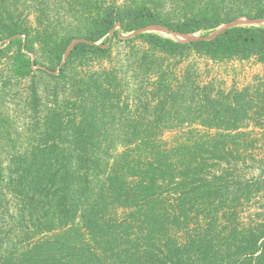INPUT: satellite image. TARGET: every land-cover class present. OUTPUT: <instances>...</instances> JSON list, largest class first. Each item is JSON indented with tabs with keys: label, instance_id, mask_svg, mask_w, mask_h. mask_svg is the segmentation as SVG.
Listing matches in <instances>:
<instances>
[{
	"label": "trees",
	"instance_id": "1",
	"mask_svg": "<svg viewBox=\"0 0 264 264\" xmlns=\"http://www.w3.org/2000/svg\"><path fill=\"white\" fill-rule=\"evenodd\" d=\"M171 2L181 13L177 20L164 17L157 10L156 0H134L132 5L112 1L103 7L93 0H68L67 11L75 26L60 32L44 20L42 7L35 11L38 27L34 29L21 17L18 0H0V45L6 44L0 47V56L16 47L12 56L14 74L29 78L35 85V62L25 50L41 49L48 65L39 70L70 86L78 100L60 105L58 90L55 91V105L47 110L43 130L38 135L33 133L31 144L22 153H13L0 142V183L5 180L20 203L10 227L14 228L13 237H8L5 247L0 244V264H264V203L260 206L261 218L244 229L234 226L230 230H209L181 248L168 236L171 223L180 228V218L188 217L185 206L189 197L183 188L190 185V193L196 194L198 187L193 184L204 167L205 156L221 160L252 148L254 138L247 137L256 129L264 130V85L257 83L225 92L206 83L196 87L198 99L189 98L192 104L186 110L191 116L183 117L176 105L183 107L188 99L181 87L193 77L189 71L183 77L175 75L171 65L165 66L163 57L158 56L181 62L194 52L212 61L235 58L264 63V26L238 25L214 39L190 42L155 32L126 38H140L149 45L151 55L144 54L140 62L155 66L153 74L157 79L153 81L151 97H147L149 103L142 105L148 114L139 112L133 120L127 118L122 123L126 129L120 140L124 149L117 156L111 151L115 145L113 136L103 131L114 124L116 112L123 113L129 106L128 101L121 102L117 75L108 70L81 80L67 75L73 62L108 57L111 45L107 44L118 36V25L124 33L161 24L172 32L203 31L208 35L240 16L264 17V0ZM77 38L83 40L72 47L64 61L68 46ZM31 98L32 108L37 111L40 97L35 86ZM70 103L76 108L67 113ZM167 105L169 112L164 113ZM173 109L175 115L171 113ZM1 116L0 113V138L9 133L10 126L9 117ZM172 116L179 125L196 123L216 130L203 142L176 147L174 156L180 172L172 163V151L159 142V127L175 126ZM259 168L264 173V167ZM262 178L261 174L247 182L243 192L246 200L255 196L264 199ZM173 182L181 191L179 213L170 218L161 199V188ZM212 187L194 198L210 200L219 191ZM119 209L129 210L128 217L118 218ZM77 220L88 233V241L73 229ZM61 229L63 232H57ZM53 232L49 237L35 239L38 234Z\"/></svg>",
	"mask_w": 264,
	"mask_h": 264
},
{
	"label": "rangeland",
	"instance_id": "2",
	"mask_svg": "<svg viewBox=\"0 0 264 264\" xmlns=\"http://www.w3.org/2000/svg\"><path fill=\"white\" fill-rule=\"evenodd\" d=\"M93 1L98 6L103 7L112 1H115L118 5H132L134 0ZM136 1L149 3V0ZM156 1H158L157 10L161 11L164 17L167 16L171 20H177L181 16L180 11L172 4L171 0ZM18 4L21 17L34 29L38 27L35 11L39 7L45 9L44 20L51 23L60 32L75 26V22L71 21V16L67 11L68 0H18ZM117 29L118 36L112 37L110 43L107 44L111 45L108 57L91 59L84 63L73 62L70 64L67 74L68 77L73 76L79 80L102 70H108L117 75L118 93L121 94V102L128 101L129 106L128 109H124L123 113L120 110L116 112L113 125H107V129L103 128V131L108 130L115 140V145L111 149L113 156H117L124 149L120 140L126 129L122 128V123L127 122V118L133 120L137 113L140 114L139 112L148 114V111L144 110L142 105L149 103L147 97H151L149 93L153 91V81L157 79L153 74L155 66L140 62V57L144 54L151 55L149 45L140 38L125 40L131 37L128 36L131 32L124 33L119 25ZM145 32H155L180 40L179 36L166 33V31ZM203 33L201 31L196 34L203 35ZM5 46L6 44L3 42L0 45V47ZM36 47L39 48V45L36 44ZM15 49L16 47L12 46L5 54L0 56V113L1 117L8 116L10 119L9 133L2 136L0 142L13 153H22L31 144L33 133L36 131V135H38L39 131L43 130L47 110L55 105V91L58 90V104L60 105H65L67 101L78 100L70 86H64L63 82L60 83L56 78L39 70V68L48 65L46 54L41 49L36 52L25 50L26 56L35 62L33 66L35 85L29 78H20L14 74L12 56ZM158 56L163 57L165 66L171 65L170 71L176 73L175 75L183 77L186 71H189L193 77L189 80L186 79L181 87V92L187 93L186 98L188 99L185 100L183 107L176 105V109H180L178 114L183 117L189 118L191 116L186 110V107L192 104L189 98L194 96L198 99L199 89L196 87H202L206 83H212L216 90L225 92L242 89L257 83L264 85V63H259L254 59L239 60L234 58L224 61H212L193 52L181 62H177L176 59H170L159 53ZM146 60L149 61V57ZM147 67L150 68L149 71L146 70ZM152 67L153 70H151ZM172 76L177 77L174 74ZM34 86L40 97L37 111L33 110L31 104ZM138 95H141L140 101L137 99ZM69 105L66 110L67 113L74 112L76 106L74 107L71 103ZM169 105L163 110L164 113L169 112ZM174 112L176 113L175 109L171 113L175 115ZM167 118H169V115L165 119ZM149 119L151 118L149 117ZM172 119L175 126L167 127L163 124L159 127L161 131H158L161 133L159 134V142L161 147L172 151V163H176L175 170L180 172L181 166L175 162L174 156L176 155V147H179L178 145L182 143L203 142L213 135L216 130L201 127L196 123L179 125L174 116H172ZM128 131L131 130L128 129ZM251 138H254L252 148L235 152L234 155H228L224 159L210 158L207 154L204 167L200 170L197 180L193 184L194 187H198L196 194L190 193V185L183 188L189 197L185 206L188 217L180 218L183 221L180 228L173 226L171 223L168 231L169 238L174 239L176 245L180 248L185 247L191 238L198 239L209 230H213L212 232L222 231V229L230 230L234 226L238 229H244L261 218L262 209L260 206L264 203V199L261 196L260 199L259 196H255L251 201H248L243 197L245 195L243 192L247 182L254 180L261 174L263 175L262 182H264V173L259 168L260 166L264 167V130H254L253 135L247 137L249 140ZM111 161L112 159H110ZM176 183H164L161 188V199L170 218L179 213L178 193L181 188ZM208 187H215L214 190L219 189V191L217 194L212 195L208 201H204L203 196L197 199L194 198L195 195H202V192ZM0 191H2V196L0 195V244L5 247L6 243L9 242L8 237H13L14 228L11 230L10 227L18 216L20 203L8 190L5 180L0 183ZM235 196L239 197V200L234 201ZM128 214L129 210H118V218L120 219L128 217ZM73 229L83 234L81 235L83 241L89 240V235L80 226L79 220L75 222ZM57 232H63V230H57ZM52 234L54 232L38 234L35 239L46 238Z\"/></svg>",
	"mask_w": 264,
	"mask_h": 264
},
{
	"label": "water",
	"instance_id": "3",
	"mask_svg": "<svg viewBox=\"0 0 264 264\" xmlns=\"http://www.w3.org/2000/svg\"><path fill=\"white\" fill-rule=\"evenodd\" d=\"M238 25H262V26H264V17L250 18L247 16H240L238 18L233 19L230 22H227V23L220 25L218 28L211 31L208 35H197L196 33H177V32L170 31L164 25L150 24V25H147V26H144L142 28H139L137 30L132 31L131 34L128 36H134L136 34H139V33L145 32V31H154V30L158 31L159 30V31H166L168 33H172L176 36H179L180 40L187 41V42L196 41V40H211V39H214L215 37H217L218 35L224 33L227 29L234 27V26H238ZM113 31H114V29L112 30L111 33H113ZM81 40H83V39L77 38L71 42V44L68 46V48L65 52L64 61L66 60V58H67L69 52L71 51L72 47Z\"/></svg>",
	"mask_w": 264,
	"mask_h": 264
},
{
	"label": "bare ground",
	"instance_id": "4",
	"mask_svg": "<svg viewBox=\"0 0 264 264\" xmlns=\"http://www.w3.org/2000/svg\"><path fill=\"white\" fill-rule=\"evenodd\" d=\"M167 33V32H166Z\"/></svg>",
	"mask_w": 264,
	"mask_h": 264
}]
</instances>
